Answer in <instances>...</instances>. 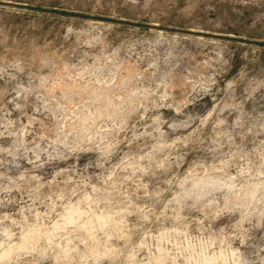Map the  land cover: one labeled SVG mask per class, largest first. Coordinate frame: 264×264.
Instances as JSON below:
<instances>
[{
	"label": "rangeland",
	"instance_id": "1",
	"mask_svg": "<svg viewBox=\"0 0 264 264\" xmlns=\"http://www.w3.org/2000/svg\"><path fill=\"white\" fill-rule=\"evenodd\" d=\"M0 5V264H264V0Z\"/></svg>",
	"mask_w": 264,
	"mask_h": 264
},
{
	"label": "water",
	"instance_id": "2",
	"mask_svg": "<svg viewBox=\"0 0 264 264\" xmlns=\"http://www.w3.org/2000/svg\"><path fill=\"white\" fill-rule=\"evenodd\" d=\"M0 5L2 6H11V7H21V8H27L30 10H36V11H42V12H48V13H55L59 15H66V16H75V17H80V18H87V19H92V20H100V21H105V22H112V23H127V24H137V25H149V24H142L130 20H125L122 18H112L108 16H101V15H94V14H85V13H80V12H74V11H66V10H58L55 8H46V7H41V6H32V5H27V4H20V3H15V2H10L6 0H0ZM162 28L166 30H173V31H178V32H185L189 34H197L200 33L204 36H208L211 38H218V39H224V40H236V41H245L249 43H257V44H264V42H261L259 40H248V39H243V38H237L234 36H229V35H224V34H219V33H209V32H202V31H195V30H185V29H178V28H171V27H163Z\"/></svg>",
	"mask_w": 264,
	"mask_h": 264
}]
</instances>
